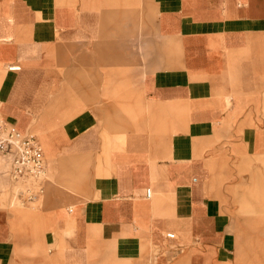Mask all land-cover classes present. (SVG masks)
Segmentation results:
<instances>
[{
  "label": "crops",
  "instance_id": "crops-1",
  "mask_svg": "<svg viewBox=\"0 0 264 264\" xmlns=\"http://www.w3.org/2000/svg\"><path fill=\"white\" fill-rule=\"evenodd\" d=\"M111 59L124 61L115 72L139 85L149 112L138 105L124 121L96 103L110 92ZM15 63L22 69L8 71ZM80 87L83 108L56 106L64 89ZM0 111L59 143L42 134L57 166L75 170L59 179L74 185L79 170L89 179L81 208L47 218L37 250L31 232L12 234L0 213V264H95L105 250L141 264L154 236L164 263L228 264L237 235L219 161L227 167L225 149L264 151V0H0ZM122 122L138 125L108 128Z\"/></svg>",
  "mask_w": 264,
  "mask_h": 264
},
{
  "label": "rangeland",
  "instance_id": "rangeland-1",
  "mask_svg": "<svg viewBox=\"0 0 264 264\" xmlns=\"http://www.w3.org/2000/svg\"><path fill=\"white\" fill-rule=\"evenodd\" d=\"M140 65L145 64L146 59L141 57ZM138 62L135 60V63ZM124 61L111 59L109 61V87L110 92L103 94V92L96 93L98 99L96 103L105 107V111L108 116L117 117L119 120H129L128 118H123L129 116V114H135L134 108L138 105V112L145 113L149 112L151 106L145 105L142 106L140 98V87L136 85H125L124 80L126 77L120 76L117 72V69L121 68V65ZM3 68V67H2ZM3 70V69H2ZM86 77V83L89 84V73L83 71ZM115 73V74H114ZM85 78V77H84ZM95 89H100L102 85V77L94 78ZM138 83V82H137ZM100 86V87H99ZM76 87V86H75ZM125 88V89H124ZM101 90V89H100ZM86 90L80 88H67L61 93V95L56 100V106L71 108L76 106V109L84 107L86 98ZM88 103V102H87ZM138 124L135 122H122L116 124L108 125V128L111 132H127L129 129L136 127ZM36 133L38 138L43 144L45 150V155H47V166L46 173L48 171L49 182L46 184L38 180L37 185L33 186L36 188V192L42 191L39 194V198L36 202L30 201V203L35 204H26L25 208L19 209V201L23 200L22 197H17V192L14 191L12 186H15L18 183H11L9 180L4 178L0 179V213H6L8 215V227L11 230V233L14 234L19 232L20 228H25L28 232H31L33 237L37 240L35 244V250L40 248L38 242L39 238L43 236L45 230L46 222L48 217H55L56 219L68 218L73 213L76 212L77 208H81L80 202L87 200V191L89 189V179L84 173V170H79L74 173V185L70 183L69 180L59 179L58 176L62 175L65 177L67 173H73L75 170L70 162L64 163L60 161V166L58 164V156L48 150L47 144L44 139H42V134L45 133L46 138L50 139L51 145L56 149H61L59 143L51 141V136L48 135L43 130L41 126L37 127ZM122 135V134H121ZM121 135H118L116 139L110 143L109 150L114 145V142L118 141ZM121 151H111V156L115 153H124ZM229 158L227 160V167L225 168V158H222L219 161L220 166V178L223 182L222 185L226 186V191L229 194L231 199V213L236 226V235H237V249L234 254V259L228 264H264V151L258 150L253 157L252 155H241L233 156L232 153L225 149ZM236 151V150H234ZM109 153V151H108ZM239 152H237L238 154ZM110 156L109 160H112ZM106 159L108 156L106 153ZM263 158V159H262ZM54 164V165H52ZM67 167H66V166ZM70 165V167H68ZM54 167V168H53ZM76 167V165H74ZM72 181V180H71ZM19 184L24 185L23 182ZM46 185V186H45ZM45 192V193H44ZM42 195V196H41ZM60 203V205H57ZM78 203V204H76ZM37 206L36 209H30L33 206ZM68 206L58 209L59 206ZM70 206H75L70 207ZM54 209V210H52ZM52 210V213H46ZM20 211H27L32 213L35 217L33 220H28L26 223L17 220H14V215ZM49 214V215H47ZM40 215H44L42 218ZM162 240L157 236L152 237L151 248L152 255L146 259V261L141 264H167L162 261L161 255L165 254V248L161 249L159 244ZM171 241V240H167ZM163 252L160 254V252ZM156 253V254H154ZM175 264H214L211 259L207 256H203L199 259L198 262H176ZM95 264H138V261L131 262L129 260H118V258L112 257L111 252L105 250L103 254L100 255V263Z\"/></svg>",
  "mask_w": 264,
  "mask_h": 264
},
{
  "label": "built area",
  "instance_id": "built-area-1",
  "mask_svg": "<svg viewBox=\"0 0 264 264\" xmlns=\"http://www.w3.org/2000/svg\"><path fill=\"white\" fill-rule=\"evenodd\" d=\"M19 63L11 64L7 70L20 71ZM0 179L4 178L11 183L23 182V187L17 192V197L24 198V203L35 201L42 192H36V188L29 186L28 180L41 179V185L47 181L43 178L46 173L47 159L41 140L36 133L24 132L8 124L0 111ZM3 191H0L2 193ZM151 189H148L150 197ZM173 239L174 234H168Z\"/></svg>",
  "mask_w": 264,
  "mask_h": 264
},
{
  "label": "bare ground",
  "instance_id": "bare-ground-1",
  "mask_svg": "<svg viewBox=\"0 0 264 264\" xmlns=\"http://www.w3.org/2000/svg\"><path fill=\"white\" fill-rule=\"evenodd\" d=\"M43 145V144H42ZM3 163V162H2ZM2 163L0 162V166H2ZM48 171H47V173H45L44 175H43V178L44 179H47V181L45 182V184L47 183V182H49V179H48ZM38 180H41V179H38ZM37 179H33V180H28V182H29V186H35V185H37V181H38ZM37 182V183H36ZM46 186V185H45ZM20 187H23L22 186V184H16L15 186H12V188L14 189V191L15 192H17V190H19L20 189ZM40 192H42V191H40ZM45 193V192H44ZM42 196V195H41ZM150 196H151V194H150ZM40 196H38L37 198H35V201L34 202H36L37 200H38V198H39ZM25 201H23V200H21V201H19V209L20 208H25V209H27L26 207H25V205L26 204H28V203H30L29 201H28V203H24ZM30 204H35V203H30ZM36 208H38L36 205L35 206H33V207H31L30 209H36Z\"/></svg>",
  "mask_w": 264,
  "mask_h": 264
}]
</instances>
